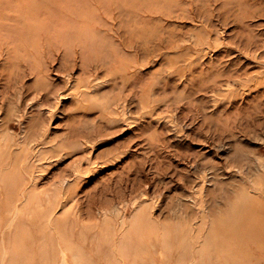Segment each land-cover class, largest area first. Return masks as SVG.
I'll list each match as a JSON object with an SVG mask.
<instances>
[{"label":"rangeland","instance_id":"374dc122","mask_svg":"<svg viewBox=\"0 0 264 264\" xmlns=\"http://www.w3.org/2000/svg\"><path fill=\"white\" fill-rule=\"evenodd\" d=\"M0 157V264H264V0H0Z\"/></svg>","mask_w":264,"mask_h":264},{"label":"bare ground","instance_id":"6f19581e","mask_svg":"<svg viewBox=\"0 0 264 264\" xmlns=\"http://www.w3.org/2000/svg\"><path fill=\"white\" fill-rule=\"evenodd\" d=\"M30 19H31V18H30ZM51 19H53V18H51ZM36 20H37V19H36ZM17 21H19V20H17ZM40 21H41V20H40ZM36 22H37V21H35V23H36ZM33 23H34V21H33ZM51 23H52V21H51ZM66 23H67V22H66ZM13 24H14V23H13ZM63 24H64V23H63ZM64 27H65V26H64ZM64 27H63V28H64ZM6 28H7V30H8V27H6ZM9 29L11 30V28H9ZM19 29H20V28H19ZM35 29L39 30V29H38V26H37V28H35ZM4 30H5V29H4ZM23 30H24V29H23ZM75 30H76V29H75ZM84 30H85V29H84ZM19 31H21V32H25V33H26V30L22 31V29H21V30H19ZM5 32L7 33L6 30H5ZM15 32H16V30H15ZM15 32H14V33H15ZM21 32H20V36H21ZM27 32H30V31H27ZM85 32H86V31H85ZM87 32H88V31H87ZM18 33H19V32H18ZM58 34H59V33H58ZM76 34H77V33H76ZM76 34H75V35H76ZM86 34H87V33H86ZM90 34H91V33H90ZM90 34H89V35H90ZM2 35H4V34H2ZM22 35H23V37H24V34H23V33H22ZM60 35H61V34H60ZM71 35H72V34H71ZM71 35H70V36H71ZM80 35H81V33H80ZM84 35H85V34H84ZM58 36H59V35H58ZM64 36H65V35H64ZM77 36H79V35H77ZM77 36H75V37H77ZM21 37H22V36H21ZM86 37H87V35H86L84 38H86ZM31 38H32V37H31ZM31 38H30V39H31ZM50 38H51V37H50ZM52 38H53V37H52ZM67 38H68V37H67ZM77 39H78V37H77ZM87 39H88V37H87ZM53 40H54V39H53ZM63 40H64V39H63ZM82 40H83V39H82ZM85 40H86V39H84V41H85ZM48 41H49V40H48ZM58 41H59V40H58ZM58 41H57V42H58ZM55 42H56V41H55ZM89 42H90V41H89ZM89 42H88V43H89ZM92 42H93V41H92ZM133 42H134V41H133ZM51 43H52V41H51ZM77 43H78V42H77ZM79 43H80V42H79ZM93 43H94V42H93ZM95 43H96V42H95ZM47 44H49V43H47ZM66 44H67V43H66ZM75 44H76V42H75ZM80 44H81V43H80ZM80 44H79L80 48L83 47V46H81ZM92 45H93V44H92ZM94 45H95V44H94ZM109 45H111V44H109ZM12 47H14V46H12ZM15 47H16V46H15ZM15 47H14V50H16ZM19 47H20V46H19ZM31 47H32L31 49H33V46H31ZM34 47H36V46H34ZM57 47H58V46H57ZM57 47H56V48H57ZM90 47H92V46H90ZM77 48H78V47H77ZM92 48H93V47H92ZM95 48H96V50H97V46H95ZM95 48H94V50H95ZM98 48H99V47H98ZM102 48H103V47H102ZM12 49H13V48H12ZM12 49H11V50H12ZM17 49L19 50L20 48H17ZM82 49H83V52H84V48H82ZM82 49H81V50H82ZM22 50H23V48H22ZM35 50H36V49H35ZM85 50H86V49H85ZM87 50H88V48H87ZM87 50H86V51H87ZM99 50H100V49H99ZM6 51H8V49H7ZM26 51H27V50H26ZM64 51H65V50H64ZM72 51H73V50H72ZM86 51H85V52H86ZM90 51H91V49H89V52H88V53H90ZM100 51L102 52V50H100ZM104 51L106 52V50H104ZM9 52H10V51H9ZM9 52H8V53H9ZM13 52H15V51H13ZM16 52H17V51H16ZM47 52H48V51H47ZM54 52H55V51H54ZM65 52H66V51H65ZM91 52H92V51H91ZM96 52H98V51H96ZM105 52H102V53H105ZM6 53H7V52H6ZM21 53H22V52H21ZM75 53H76V52H75ZM88 53H87V54H88ZM118 53H119V52H118ZM9 54H10V53H9ZM14 54H17V53H14ZM99 54H100V53H99ZM19 55H20V54H19ZM46 55H47V54H46ZM7 56H8V55H7ZM15 56H16V55H15ZM49 56H50V55H49ZM103 56H104V54H103ZM12 57H14V56H12ZM25 57H26V55H25ZM17 58H18V57H17ZM74 58H75V57H74ZM102 58H103V57H102ZM22 59H23V58H22ZM26 59H27V58H26ZM70 59H71V58H70ZM103 59H104V58H103ZM118 59H119V58H118ZM118 59H117V60H118ZM10 60H12V59H10ZM123 61H124V60H123ZM17 62H18V61H17ZM24 62H26L25 59H24ZM118 62H119V61H118ZM119 63H120V62H119ZM119 63H118V64H119ZM67 64H68V63H67ZM118 64H117V65H118ZM120 64H121V63H120ZM120 64H119V65H120ZM71 65H72V64H71ZM104 65H105V64H104ZM6 66H7V65H6ZM7 67H9V66H7ZM134 67H136V66H134ZM116 68H117V67H116ZM127 68H128V67H127ZM127 68H126V70H127ZM188 68H190V67H188ZM188 68H187L186 70H189ZM7 69H8V68H7ZM5 70H6V69H5ZM59 71H61V69H60ZM64 71H65V70H64ZM64 71H63V68H62V71H61V72H64ZM190 71H191V70H190ZM56 72H57V71H56ZM67 73H68V72H67ZM188 73H189V72H188ZM55 74H56V73H55ZM190 74H191V73H190ZM41 79H42V78H41ZM4 80H6V79H4ZM14 87H15V86H14ZM42 89H43V88H42ZM8 90H9V89H8ZM13 91H14V89H13ZM10 94H11V92H10ZM7 117H8V116H7ZM5 127H6V126H5ZM9 142H10V140H9ZM4 143H5V142H4ZM5 144H6V143H5ZM5 144H4V145H5ZM8 146H9V145H8ZM9 150H10V149H9ZM9 150H8V151H9ZM12 152H13V151H12ZM14 152H15V151H14ZM18 152H19V151H18ZM18 152H17V155H19ZM21 152H22V150H21ZM15 153H16V152H15ZM5 155H7L6 157H8V154L5 153ZM17 155H16V157H14V160H15V161H16V159H17ZM14 156H15V155H14ZM19 156H20V155H19ZM3 157H5V156H4V153H3ZM3 157H2V159H3ZM6 157H5V159H6ZM21 157H22V156H21ZM8 158H9V157H8ZM22 158H24V157H22ZM0 159H1V157H0ZM10 160H11V159H10ZM14 160H12V163L14 162ZM19 160H20V158L18 159V162H19ZM2 161H3V160H2ZM20 161H21V160H20ZM3 162H4V161H3ZM5 162H6V161H5ZM16 162H17V161H16ZM0 163H2V162H0ZM2 164H3V163H2ZM4 164H5V163H4ZM14 164H15V163H14ZM14 164H13V167H14ZM0 166L2 167L1 164H0ZM11 166H12V164H11ZM11 168H12V167H11ZM12 170H13V169H12ZM12 170H8V171H12ZM2 171H3V170H1V173H0V174H2V176L7 174V173H6L7 171H5V172L3 171L5 174L2 173ZM13 172H15V171H13ZM9 173H10V172H9ZM9 173H8V174H9ZM18 173H19V172H18ZM11 174H14V173H11ZM14 175H16V172H15ZM14 175H13V176H14ZM3 177H5L6 179H4V180H0V182H1V181L7 182V181L9 180V179H7L6 176H3ZM16 178H17V177H16ZM0 179H2V178H0ZM13 179H15V178H13ZM5 180H7V181H5ZM10 180H11V179H10ZM21 180H22V179H21ZM18 181H19V180H17L16 182L19 183ZM4 182H2V186H3V187L5 186V185H3ZM14 182H15V181H14ZM14 182H13V183H14ZM21 182H22V181H21ZM4 184H5V183H4ZM7 185H11V184H9V182H7ZM14 185H15V183H14ZM16 185L19 186V184H16ZM11 186H12V185H11ZM17 186H16V187H17ZM20 186H21V185H20ZM20 186H19V187H20ZM0 188H1V186H0ZM7 189L9 190L10 188H7ZM16 189H17V188H16ZM18 189H19V188H18ZM20 189H21V188H20ZM20 189H19V190H20ZM4 190H5V189H4Z\"/></svg>","mask_w":264,"mask_h":264}]
</instances>
